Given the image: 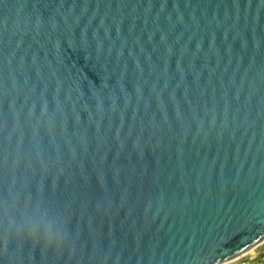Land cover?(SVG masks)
Listing matches in <instances>:
<instances>
[{
  "label": "water",
  "instance_id": "95a60500",
  "mask_svg": "<svg viewBox=\"0 0 264 264\" xmlns=\"http://www.w3.org/2000/svg\"><path fill=\"white\" fill-rule=\"evenodd\" d=\"M263 241L264 0H0V264Z\"/></svg>",
  "mask_w": 264,
  "mask_h": 264
},
{
  "label": "rangeland",
  "instance_id": "374dc122",
  "mask_svg": "<svg viewBox=\"0 0 264 264\" xmlns=\"http://www.w3.org/2000/svg\"><path fill=\"white\" fill-rule=\"evenodd\" d=\"M224 264H264V241L254 246L240 258Z\"/></svg>",
  "mask_w": 264,
  "mask_h": 264
},
{
  "label": "bare ground",
  "instance_id": "6f19581e",
  "mask_svg": "<svg viewBox=\"0 0 264 264\" xmlns=\"http://www.w3.org/2000/svg\"><path fill=\"white\" fill-rule=\"evenodd\" d=\"M252 248H253V247H252ZM252 248H251V249H252ZM251 249H250V250H251ZM247 252H248V251H247ZM247 252H246V253H247ZM246 253H244V254H246ZM244 254H243V255H244ZM243 255H241V256H243ZM241 256H240V257H241ZM240 257H239V258H240Z\"/></svg>",
  "mask_w": 264,
  "mask_h": 264
}]
</instances>
